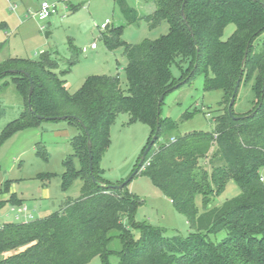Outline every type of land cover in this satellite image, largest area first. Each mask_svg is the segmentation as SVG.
I'll list each match as a JSON object with an SVG mask.
<instances>
[{
  "label": "trees",
  "instance_id": "16d2710c",
  "mask_svg": "<svg viewBox=\"0 0 264 264\" xmlns=\"http://www.w3.org/2000/svg\"><path fill=\"white\" fill-rule=\"evenodd\" d=\"M115 1L129 23L144 19L151 28L164 21L169 25L167 34L136 44L121 39L123 25L108 27L102 34L109 49L124 48L127 89L119 73L96 74L71 93L63 75L78 60L70 59L69 67L59 71L60 63L51 51L38 60L10 56L0 62V78L12 76L24 105L20 116L4 128V137L45 120L38 115L76 116L80 120L67 119L78 132L72 139L73 153L64 162L63 189L76 176L84 181L82 194L66 199L58 211L0 226V264H88L97 256L111 264L112 254H118L119 264H264V41L258 50L255 44L264 34V0H147L154 7L147 14L127 0ZM231 23L236 29L223 40ZM173 65L182 70L179 79ZM10 70L31 74V97L30 78ZM201 71L207 90L225 91L223 104L229 94L232 98L240 76L247 82L257 73L253 85L257 106L244 115H237L234 105L232 113L230 107L223 108L214 118L212 132L176 135L160 142L165 130L176 128L173 120L158 116L160 96L166 93V97ZM5 113L0 103V117ZM121 113H128L131 122L150 126L148 144L157 134L136 175L150 177L186 216L190 227L186 238L168 236L159 226L137 221L142 199L128 184L119 189L114 185L122 182L104 176L101 161L110 145L111 125ZM82 123L92 140L93 170ZM230 180L241 193L212 205ZM198 195L202 212L196 204ZM14 197L6 203L22 206L23 200ZM133 228L140 230V239L134 238ZM222 231L227 235L215 240L213 236ZM115 240L121 243L119 251L112 247Z\"/></svg>",
  "mask_w": 264,
  "mask_h": 264
},
{
  "label": "rangeland",
  "instance_id": "374dc122",
  "mask_svg": "<svg viewBox=\"0 0 264 264\" xmlns=\"http://www.w3.org/2000/svg\"><path fill=\"white\" fill-rule=\"evenodd\" d=\"M41 1L0 0V56L3 60L10 56L38 60L44 52L51 51L60 63L59 71L69 67L70 59H77L71 70L63 75L71 93L77 91L88 76L96 74L119 73L123 89L128 88L125 71L128 60L124 48L109 49L102 38L105 30L99 26L107 19L111 22L109 28L123 25L121 39L131 44L140 43L145 38L157 39L169 31L165 21L155 28H151L144 19L127 22L115 0H49L57 4L59 12L43 20L36 15ZM140 1L141 4L139 0H127L142 14L151 3ZM143 13L147 14L148 10ZM235 29V24L227 25L223 40H227ZM95 40L97 50L82 51L84 46ZM263 41L264 34L255 43L257 50ZM172 71L176 79L181 77L182 70L177 65H173ZM256 75L241 84L234 104L237 115L248 114L257 106L258 97L253 90ZM224 96L223 89L205 88V73L202 71L168 93L162 104L161 117L173 120L176 128L165 130L160 142L166 143L176 135L212 132L214 118L221 109L229 108L231 95L227 97L226 104L222 103ZM0 103L6 110L0 117V192L3 191L0 204L6 205L0 209L2 226L27 222L58 211L66 199L82 194L84 181L76 176L63 189L64 162L73 153L72 139L78 132L76 126L68 120H41L36 126L4 137V128L24 110L23 98L11 75L0 78ZM151 136L150 126L131 122L128 113L119 114L111 125L110 145L101 161L104 176L115 183L127 180L137 167ZM74 162L79 168V160L75 158ZM128 188L142 199L136 213L137 221L159 226L168 236L186 238L189 235L186 216L174 207L172 200L153 184L150 177L138 174L129 182ZM240 193L237 183L230 180L225 190L213 198L212 205H220ZM12 194L15 199L19 196L25 198L22 206L7 205ZM196 204L202 212V197L199 195ZM226 235V231H222L213 238L221 241ZM133 236L140 239V230L133 228ZM112 247L119 251L121 243L115 240ZM108 261L119 264L120 258L118 254H112ZM88 264L105 263L97 256Z\"/></svg>",
  "mask_w": 264,
  "mask_h": 264
},
{
  "label": "water",
  "instance_id": "95a60500",
  "mask_svg": "<svg viewBox=\"0 0 264 264\" xmlns=\"http://www.w3.org/2000/svg\"><path fill=\"white\" fill-rule=\"evenodd\" d=\"M184 6H185V3L183 4V9L182 11L184 12ZM185 18V17H184ZM186 19V18H185ZM247 59V51H246V54H245V58H244V61ZM9 72H12V73H17V72H22V73H26V75L30 78V81H31V89H30V97L33 93V78L31 76L30 73H27V72H24L23 70H10ZM241 82H242V76L239 77L238 81H237V84H236V87H235V90H234V94L231 98V101H230V113H232V107L236 101V95L239 91V88H240V85H241ZM178 86V85H177ZM165 94L166 93H163L160 98H159V101H158V116L161 115V106H162V102L165 98ZM263 97H264V94H263ZM30 104H29V107L30 109L33 111V107L31 105V98L29 100ZM262 103H260L259 107L261 106ZM38 118L40 119H45V120H67L69 118H76L78 120H80L79 118H77L76 116H71V115H62V116H58V117H45V116H41V115H38ZM82 122V121H81ZM158 124L160 122V118H158L157 120ZM82 125L85 127L84 123H82ZM85 130H86V133H87V136H88V139H89V154H90V161H91V170H93V155H92V140H91V136H90V133L89 131L87 130V128L85 127ZM157 138V134H155L152 138V140L150 141V143L148 144V146L146 147V149L144 150L141 158H140V161L137 165V167L135 168L133 174L127 179L125 180L124 182L120 183V184H116L114 185V187L116 188H123L125 185L129 184V182H131V180L136 176V174L140 171V169L143 168L144 166V163L146 161V157L148 155V152L150 151L151 147L153 146V144L155 143V140Z\"/></svg>",
  "mask_w": 264,
  "mask_h": 264
},
{
  "label": "built area",
  "instance_id": "2783aa9c",
  "mask_svg": "<svg viewBox=\"0 0 264 264\" xmlns=\"http://www.w3.org/2000/svg\"><path fill=\"white\" fill-rule=\"evenodd\" d=\"M58 12H59V9L55 2H51L49 0H42L40 3L39 11L37 12V15L41 19L46 20L50 18L51 16L58 14ZM110 23L111 22L107 19L99 27L101 30H105L109 27ZM42 28L44 29L45 27L43 26ZM97 48H98V43L97 41H94L90 43L88 46H84L82 48V51L87 52L89 49H97Z\"/></svg>",
  "mask_w": 264,
  "mask_h": 264
},
{
  "label": "crops",
  "instance_id": "0c3cea01",
  "mask_svg": "<svg viewBox=\"0 0 264 264\" xmlns=\"http://www.w3.org/2000/svg\"><path fill=\"white\" fill-rule=\"evenodd\" d=\"M141 2H142V1L139 0V3H140V4H141ZM78 7H79V6H78ZM153 8H154V7L150 5L147 9H144V10H148V13H149V12H151V11L153 10ZM74 9H77V8L75 7ZM137 9H138V8H137ZM138 10H139V9H138ZM144 10H143V11H144ZM38 11H39V8H38ZM38 11H37V12H38ZM143 11H142V13H143ZM36 15H37V13H36ZM37 16H38V15H37ZM38 17H39V16H38ZM109 26H110V25H109ZM106 30H107V29H105V31H106ZM102 34H103V33H102ZM95 41H97V40H95ZM93 42H94V41H93ZM91 43H92V42H91ZM97 49H98V48H97ZM97 49H90V50H97ZM88 51H89V50H88ZM2 60H3V58H2V56H0V62H1ZM19 199H22V200H23V203H24L25 198H22V197L19 196ZM23 203H22V205H23ZM7 205H8V204H7ZM5 206H6V205H4L3 207H5ZM1 208H2V207H0V209H1ZM21 208H22V207H21ZM28 221H29V220H28Z\"/></svg>",
  "mask_w": 264,
  "mask_h": 264
}]
</instances>
